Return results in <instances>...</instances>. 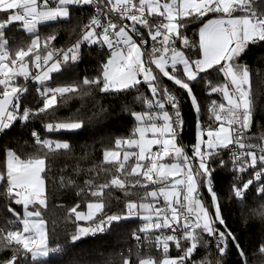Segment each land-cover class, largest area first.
<instances>
[{"label":"snow or ice","instance_id":"snow-or-ice-1","mask_svg":"<svg viewBox=\"0 0 264 264\" xmlns=\"http://www.w3.org/2000/svg\"><path fill=\"white\" fill-rule=\"evenodd\" d=\"M0 14V139L18 145L0 149V264H62L76 242L122 224L136 226L119 264H231L233 249L235 264H264V238L245 251L226 223L216 185L219 176L231 177L229 200L244 205L252 193L261 201L251 217L264 235V132L251 133L258 94L244 62L251 48L264 47V0H0ZM13 25L27 42L9 35ZM51 25L58 27L42 36V26ZM63 25L75 39L58 48ZM89 57L95 74L73 79ZM53 74L69 82L56 83ZM165 78L195 114L190 147L182 142V98ZM96 95L110 98L108 107L91 116L56 115L67 100ZM110 119L130 120V133L104 148L99 164L82 168L78 161L53 177L80 198L65 209L74 231L64 244L53 242L55 221L50 231L45 215L49 165L73 146L47 134H78L86 122ZM113 191L123 194L122 208L106 214Z\"/></svg>","mask_w":264,"mask_h":264},{"label":"trees","instance_id":"trees-1","mask_svg":"<svg viewBox=\"0 0 264 264\" xmlns=\"http://www.w3.org/2000/svg\"><path fill=\"white\" fill-rule=\"evenodd\" d=\"M2 16V14H0ZM18 25H13L10 28L9 35L16 37L17 39H22L27 42V37L22 31H18ZM56 25H51L48 27H43L41 29V35H46L53 31V28H57ZM68 25H63L59 28V35L57 41L54 42L56 47H63L69 43L70 40L75 39V34H69L67 31ZM191 36V33H189ZM244 62L248 63L253 70V89L254 92L258 94L257 106L254 113V123L251 129V133L259 135L264 132V75L257 76V72L264 73V47L256 46L251 48L247 55L244 57ZM96 62L93 58L89 57L85 59L84 62L80 63L77 68V76L73 79L82 77L85 74L93 75L95 74ZM56 83H67L69 78L59 77L53 74ZM32 83L31 81L29 82ZM164 83L175 92L178 96L182 98V114L185 121V126L182 132V142L185 146L190 147L195 132V114L191 109L190 101L187 100L185 94L182 90H179L166 78ZM203 86H198L195 89L196 95L200 99L203 105L209 102L206 98V93L202 90ZM144 89H141L143 92ZM34 88L31 89L30 101L35 104L32 100L34 97ZM212 98H216L215 95ZM109 99L101 95H96L95 99H90L88 97L73 98L67 100L66 103L58 108L56 113L60 118H65L68 116H75L79 111H81L86 116H91L93 112L99 111L100 106L108 107ZM139 110V106H137ZM203 123L207 124L209 121L205 115ZM34 127L44 135V129L42 123L37 120L34 123ZM133 124L127 119H110L105 120L100 123H87L83 130H80L78 134H64L59 133L47 134L50 138H63L69 139L73 146V151L65 155H57L52 158V162L49 167L51 171L48 173L49 183H48V199H49V210L47 211L46 218L48 220V228L51 231L53 228V221H55V228L57 236L54 238L53 242L59 241L64 244V237L66 232L74 231V226L71 221L65 220V209L71 206L80 198L76 197L73 191H65L52 182L54 176H58L60 169L65 168L68 165L67 171L70 173L72 166H74L78 161L82 168L91 167L92 164H99L102 160V152L104 148L114 147V139L119 136H127ZM27 138V136H25ZM22 142V141H21ZM4 146H11L13 148H18V145L10 140L9 137L0 139V149ZM19 150V149H18ZM87 153V160H81ZM23 154V153H21ZM0 160H2V151H0ZM84 177L81 176L78 179L82 180ZM101 179H103V174H101ZM231 182V177L225 178L223 175L219 176L216 181L218 190L221 193L223 213L226 223L229 229L239 238L241 246L249 254L255 251L258 243L264 235L261 232V224L257 218L251 217V211L253 209H258L261 201H259L252 193L248 194V199L244 205L233 202L229 200L228 197V185ZM142 195V193H140ZM123 194L119 191H113L112 198L105 208L106 214H111L114 211H120L123 204ZM5 201L0 198V224L3 223L5 216L4 212ZM63 205L64 207H59ZM85 206L82 203L81 210H85ZM246 217L247 222H245ZM81 224L84 222L81 221ZM136 225H123L119 228H113L112 231L105 234H97V236H88L82 238L81 241L76 242L75 247L68 248V254L65 257L62 264H76L79 261H94L97 264L106 260H114L116 264H119L120 253H126L127 248L130 244L134 243L129 239V232L132 227ZM155 252V249H153ZM173 255L175 253H172ZM203 255V251L201 252ZM199 259V256L197 257ZM238 257L233 249L232 255L230 257L231 264H235ZM259 259V257H257ZM251 264V262H250Z\"/></svg>","mask_w":264,"mask_h":264},{"label":"built area","instance_id":"built-area-1","mask_svg":"<svg viewBox=\"0 0 264 264\" xmlns=\"http://www.w3.org/2000/svg\"><path fill=\"white\" fill-rule=\"evenodd\" d=\"M118 211H114L113 213H117ZM112 214V213H111ZM170 252H171V254L172 253H175V250L174 249H170Z\"/></svg>","mask_w":264,"mask_h":264},{"label":"rangeland","instance_id":"rangeland-1","mask_svg":"<svg viewBox=\"0 0 264 264\" xmlns=\"http://www.w3.org/2000/svg\"><path fill=\"white\" fill-rule=\"evenodd\" d=\"M85 211H86V208H85Z\"/></svg>","mask_w":264,"mask_h":264}]
</instances>
